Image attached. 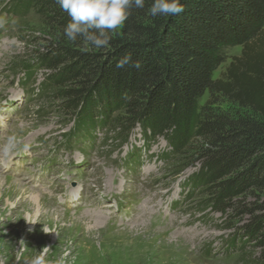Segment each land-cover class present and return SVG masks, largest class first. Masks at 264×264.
<instances>
[{"label": "rangeland", "instance_id": "rangeland-1", "mask_svg": "<svg viewBox=\"0 0 264 264\" xmlns=\"http://www.w3.org/2000/svg\"><path fill=\"white\" fill-rule=\"evenodd\" d=\"M19 1L0 0V143L21 141L0 154V264H24L46 245L49 260L68 250L67 264H263L264 243L238 228L248 217L213 210L191 181L190 152L167 154L164 139L149 148L140 128L124 138L100 115L79 123L65 110L40 64L51 35ZM241 53L230 49L214 77ZM13 180L27 192L14 193Z\"/></svg>", "mask_w": 264, "mask_h": 264}, {"label": "trees", "instance_id": "trees-1", "mask_svg": "<svg viewBox=\"0 0 264 264\" xmlns=\"http://www.w3.org/2000/svg\"><path fill=\"white\" fill-rule=\"evenodd\" d=\"M180 2L183 12L152 17L145 0L107 47L87 51L64 36L70 17L56 0L15 9L34 10L51 35L40 64L65 110L79 123L100 115L124 138L140 128L149 148L164 139L167 154L190 152V179L212 209L247 216L239 231L264 243V0ZM236 46L241 55L215 78ZM125 54L140 67L117 68Z\"/></svg>", "mask_w": 264, "mask_h": 264}, {"label": "clouds", "instance_id": "clouds-1", "mask_svg": "<svg viewBox=\"0 0 264 264\" xmlns=\"http://www.w3.org/2000/svg\"><path fill=\"white\" fill-rule=\"evenodd\" d=\"M59 7L68 14L70 22L64 26V36L70 42L82 41L88 47L102 49L109 45L111 40L110 33L121 28L132 15V10L143 9L145 0H56ZM184 11L180 0H153L149 9L152 17L173 16ZM126 65L139 68V62L133 64L131 54H125L116 62L117 68H124ZM21 141L16 134L6 137L0 143V154L4 157H12L18 150ZM24 151L29 145L24 144ZM29 225H35L39 221V214H27L24 218ZM28 232L34 231L33 227L27 228ZM41 231L47 233H59L50 230L43 225ZM21 242H24L21 240ZM51 246H43L36 255L25 260L24 264H67L70 252L65 250L62 255L55 260L46 259Z\"/></svg>", "mask_w": 264, "mask_h": 264}, {"label": "bare ground", "instance_id": "bare-ground-1", "mask_svg": "<svg viewBox=\"0 0 264 264\" xmlns=\"http://www.w3.org/2000/svg\"><path fill=\"white\" fill-rule=\"evenodd\" d=\"M3 163L6 164V161H4ZM0 180H1V177H0ZM12 183H13V188H14L13 192L14 193L15 192H20V193H23L24 194V193L27 192V186L25 184H23L22 182H20L19 180H13ZM30 199H31L32 202H39L40 205H42V199H43L42 196L33 195V196L30 197Z\"/></svg>", "mask_w": 264, "mask_h": 264}]
</instances>
